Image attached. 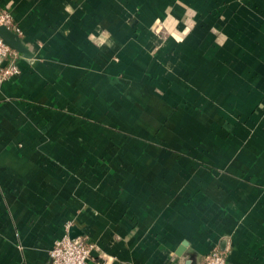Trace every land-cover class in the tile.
<instances>
[{"label": "crops", "instance_id": "1", "mask_svg": "<svg viewBox=\"0 0 264 264\" xmlns=\"http://www.w3.org/2000/svg\"><path fill=\"white\" fill-rule=\"evenodd\" d=\"M0 264H264V0H0Z\"/></svg>", "mask_w": 264, "mask_h": 264}, {"label": "built area", "instance_id": "2", "mask_svg": "<svg viewBox=\"0 0 264 264\" xmlns=\"http://www.w3.org/2000/svg\"><path fill=\"white\" fill-rule=\"evenodd\" d=\"M0 26H5L19 37L23 35L20 25L14 21L10 12L4 8H0ZM18 56V51L6 44L0 36V81L12 72L13 63ZM94 248V243L90 242L87 236H71L66 232L55 240L49 252L50 263L89 264ZM203 264H227L226 251L213 248L204 256Z\"/></svg>", "mask_w": 264, "mask_h": 264}, {"label": "water", "instance_id": "3", "mask_svg": "<svg viewBox=\"0 0 264 264\" xmlns=\"http://www.w3.org/2000/svg\"><path fill=\"white\" fill-rule=\"evenodd\" d=\"M0 36L3 41L10 47L16 49L17 51L25 52V47L19 36L10 31L5 26H0ZM71 236H76V234H71ZM186 264H193L191 261H187Z\"/></svg>", "mask_w": 264, "mask_h": 264}]
</instances>
